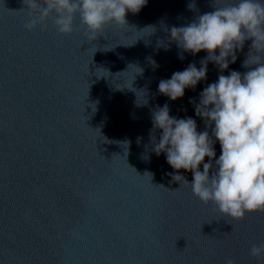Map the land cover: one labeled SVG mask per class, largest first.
<instances>
[{
	"label": "water",
	"instance_id": "1",
	"mask_svg": "<svg viewBox=\"0 0 264 264\" xmlns=\"http://www.w3.org/2000/svg\"><path fill=\"white\" fill-rule=\"evenodd\" d=\"M191 2L148 0L127 25H108L89 41L78 15L71 34L50 20L28 31L23 0H0V264H264L250 255L264 242V212L221 217L173 182L176 170L152 151L157 106L167 103L171 116L192 117L203 131L189 100L198 103L221 74L209 63L206 79L182 98L158 92L160 80L193 62L199 68L207 55L169 39L171 27L214 11V0H195V10ZM250 44L222 74L247 71ZM134 66L142 74L134 77Z\"/></svg>",
	"mask_w": 264,
	"mask_h": 264
},
{
	"label": "clouds",
	"instance_id": "2",
	"mask_svg": "<svg viewBox=\"0 0 264 264\" xmlns=\"http://www.w3.org/2000/svg\"><path fill=\"white\" fill-rule=\"evenodd\" d=\"M23 2L28 7L26 30L32 31L50 20L59 34H71L78 15L87 39L95 41L106 26L127 25L126 15L139 13L148 0ZM216 4L214 0V11L170 29V42H175L182 52L207 53L199 68L195 62L190 63L158 83V92L175 101L184 96L185 89L194 90L206 79L209 63L217 66L221 72L218 79L200 92L198 103L189 100L195 116L203 120L205 130L198 131L192 117L171 116L165 103L151 114L150 140L152 151L157 156L165 154L167 164L176 170L168 173L173 182L189 187L202 204L214 205L221 217L241 221L246 214L264 212V0H232L219 7ZM188 8L196 9L195 0ZM147 29L154 30V26H147L143 31ZM246 41H251L242 62L247 71L242 74L232 70L228 75L222 74L236 62L237 53L243 51ZM180 58L183 59V55ZM150 62L154 68L158 67L154 60ZM135 69L138 71L133 75L142 74L141 68ZM157 130L160 132L158 140L154 135ZM217 142L220 145L218 158L214 147ZM122 143L127 155L130 141ZM205 157L207 162H204ZM181 169L192 173L191 182L179 174ZM250 255L264 258V242L253 244ZM225 264H234V261L228 258Z\"/></svg>",
	"mask_w": 264,
	"mask_h": 264
}]
</instances>
